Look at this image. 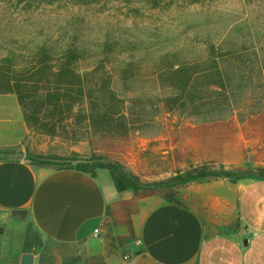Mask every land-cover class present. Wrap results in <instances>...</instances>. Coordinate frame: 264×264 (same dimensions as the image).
<instances>
[{"label": "rangeland", "instance_id": "1", "mask_svg": "<svg viewBox=\"0 0 264 264\" xmlns=\"http://www.w3.org/2000/svg\"><path fill=\"white\" fill-rule=\"evenodd\" d=\"M107 39L114 58L108 68L116 77V88L129 97L143 98L147 112L152 111V103L158 105L151 124L131 132L128 140L103 139L94 144L35 129L25 139L26 157L73 151L90 156L95 148L124 161L146 179L197 172L198 166L209 163L217 170L264 168V74L256 73L245 87L236 88L231 110L224 112L222 102L211 103L203 115L170 110L175 89L172 81L159 75L165 54L207 59L209 41L223 51L250 47L248 53L257 59L250 66L264 68V0H0V56L32 52L42 43L61 52L70 41L99 55ZM132 58L137 62L131 67L134 74L124 82L120 75L125 65L117 59ZM92 64L82 61L78 66ZM186 124L192 129L184 131ZM222 181L231 182L224 177L190 181L180 188V197L189 200V194L200 190L202 198L209 199L213 184ZM129 193L114 224V240L128 232L127 218L137 202Z\"/></svg>", "mask_w": 264, "mask_h": 264}, {"label": "crops", "instance_id": "2", "mask_svg": "<svg viewBox=\"0 0 264 264\" xmlns=\"http://www.w3.org/2000/svg\"><path fill=\"white\" fill-rule=\"evenodd\" d=\"M29 132L17 95L0 93V150L25 152ZM129 192L107 169L0 160V264H264V179L218 182L209 199L198 190L183 205L136 198L128 232L114 240Z\"/></svg>", "mask_w": 264, "mask_h": 264}, {"label": "trees", "instance_id": "3", "mask_svg": "<svg viewBox=\"0 0 264 264\" xmlns=\"http://www.w3.org/2000/svg\"><path fill=\"white\" fill-rule=\"evenodd\" d=\"M208 43L207 59H177L176 54L170 53L160 58L163 66L159 75L172 81L175 89L169 98L173 103L170 110L203 115L207 113L204 111L207 105L221 102L224 112L231 110L234 105L231 94H235L236 88L245 87L254 74H264V68L250 66L257 61L248 53L250 47L233 46L223 51L222 46ZM110 44L107 39L99 55L82 51L70 41L61 52L42 43L32 52H10L0 56V93L17 95L30 131L45 130L52 137L86 139L93 144L103 139L128 140L131 132H140L151 124L159 107L152 103V111L147 112L143 98L129 97L116 88V77L108 68L114 60ZM253 53L258 55L254 46ZM90 60L94 64L91 67L81 69L78 66ZM117 60L125 65L120 75L125 82L129 74H134L130 72L131 67H136V59ZM212 111L215 113L216 108ZM190 129L192 125H183L184 131ZM11 152L16 151L0 150V160L10 158ZM27 159L38 166L77 169L93 176L99 169H107L119 191L130 190L135 198L159 194L166 201L180 205H183L180 188L196 179L224 177L231 182L242 178L264 179V168L217 170L213 163L198 166L201 170L189 171L188 175L146 179L124 161L95 148L90 156L75 151L69 154L28 153ZM77 159L84 161L75 162Z\"/></svg>", "mask_w": 264, "mask_h": 264}, {"label": "water", "instance_id": "4", "mask_svg": "<svg viewBox=\"0 0 264 264\" xmlns=\"http://www.w3.org/2000/svg\"><path fill=\"white\" fill-rule=\"evenodd\" d=\"M9 155L13 158H20L26 156L24 152H11ZM84 161V159H77L75 162ZM13 213L21 217L22 219L26 218V211L23 209H14ZM27 257V256H26ZM25 263H31V260L25 261Z\"/></svg>", "mask_w": 264, "mask_h": 264}, {"label": "built area", "instance_id": "5", "mask_svg": "<svg viewBox=\"0 0 264 264\" xmlns=\"http://www.w3.org/2000/svg\"><path fill=\"white\" fill-rule=\"evenodd\" d=\"M95 232H96V233L99 232V229H96ZM138 242H140V241H138ZM125 258H126V259L129 258V256L126 255Z\"/></svg>", "mask_w": 264, "mask_h": 264}]
</instances>
